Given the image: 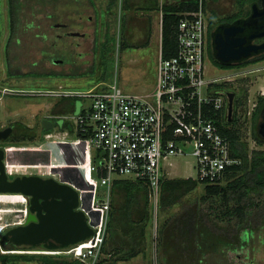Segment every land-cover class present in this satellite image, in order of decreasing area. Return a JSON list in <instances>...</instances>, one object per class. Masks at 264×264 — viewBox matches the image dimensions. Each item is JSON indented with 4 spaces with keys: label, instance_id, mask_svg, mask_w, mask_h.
Wrapping results in <instances>:
<instances>
[{
    "label": "rangeland",
    "instance_id": "1",
    "mask_svg": "<svg viewBox=\"0 0 264 264\" xmlns=\"http://www.w3.org/2000/svg\"><path fill=\"white\" fill-rule=\"evenodd\" d=\"M144 2L130 0L134 6ZM108 3L109 0H59L57 4L53 0H22L20 25L16 27L19 38L15 36L17 39L13 42L9 1L0 0V129L15 127L9 138L0 142L7 152L5 163L9 174L54 177L74 186L80 193V208L96 230L102 222L97 205L108 199V190L100 185L96 173L91 170L96 161L91 143L65 127L75 120L73 115L76 117L89 105V100L30 93L49 90L85 92L115 80L129 93H147L155 88L162 42V12L156 11L148 19V15L142 13L146 11L124 9L122 0H118L112 9H108ZM207 3L210 16L213 12L226 16L239 9L237 0H207ZM60 23L67 25L63 27ZM67 32L76 33L68 35ZM60 34L62 37H58ZM106 34L116 36L118 41L108 63L111 79L103 81L101 48L106 42ZM125 37L135 44L149 42L146 46L125 49L122 47ZM213 66L210 77L237 74L228 81L227 91L241 96L248 108L247 118L241 117L242 122L237 127L250 153L254 149H264V144H259L252 136L251 120V112L264 95V61L232 70ZM93 68L94 73H91ZM83 72L86 74H72ZM69 103H74V108H70ZM45 118L56 120V126L44 130L42 121ZM48 133L52 137H47ZM169 161L173 163L171 166L165 164L169 178H197L192 155L171 157ZM204 186L200 183L180 202L166 209L159 205L157 211L151 197L148 205L142 197L135 205L126 206L124 194H112L111 190L107 222L115 210L116 236L110 238L107 224L101 259L118 257V252H114L116 246L124 248L123 245L136 243L144 246V251L129 260L120 259L117 264H240L237 252L232 251L237 248V243L214 240L215 235L211 234V237L203 231L208 228L203 224L197 225L193 235L187 230V218L193 212L207 213L209 223L217 226H236V215L227 213L221 199H217L213 212L207 209L209 202L203 200ZM32 220L30 197L0 193V253L48 254L70 261L78 260L86 253L85 242L57 250L29 246L8 248L2 244L6 229ZM143 226L144 236L140 233ZM244 231L245 228L241 234ZM255 231L257 236L264 233V225ZM9 264L42 263L33 259Z\"/></svg>",
    "mask_w": 264,
    "mask_h": 264
},
{
    "label": "built area",
    "instance_id": "2",
    "mask_svg": "<svg viewBox=\"0 0 264 264\" xmlns=\"http://www.w3.org/2000/svg\"><path fill=\"white\" fill-rule=\"evenodd\" d=\"M198 1V8L185 13L179 22L178 53L165 58L161 42L156 86L151 92L129 93L115 80L85 92L30 93L89 100L87 107L76 117L73 115L72 124L77 137L88 140L93 147L96 161L91 170L108 190V199L97 205L102 215L99 230L91 225L95 235L83 241L86 253L81 251L78 260L84 264L101 260L114 180L146 183L157 211L162 182L170 175L165 172V164H173L171 157L192 155L196 179L203 184H222L233 167L241 164V159L233 155L230 139L222 132V127L231 124L228 91L221 83L237 74L209 76L215 65L209 56V14L206 0Z\"/></svg>",
    "mask_w": 264,
    "mask_h": 264
},
{
    "label": "trees",
    "instance_id": "3",
    "mask_svg": "<svg viewBox=\"0 0 264 264\" xmlns=\"http://www.w3.org/2000/svg\"><path fill=\"white\" fill-rule=\"evenodd\" d=\"M9 1V13L12 19L13 32H16V27L20 25V11L22 9V0H8ZM80 1V0H77ZM118 0H109L108 9H112L113 6L117 3ZM255 0H237L240 11L234 14H229L226 16H220L216 13H213L211 18V30L215 28L218 23L221 22H234L238 20L244 12L249 3ZM55 4L59 0H53ZM124 9L133 10V9H146L147 6L144 4H138L134 6L130 4V0H122ZM198 0H184L179 3H164L162 6L154 4L152 9H160L162 12V52L165 58H170L175 56L178 53V28L179 22L185 13L195 11L198 8ZM208 8L207 0L205 1V9ZM249 11V10H247ZM118 39L116 36L106 34V42L102 44L101 51L103 52V72L101 78L103 81L110 80L108 77V63L110 60V55L115 50L114 47L117 44ZM149 41H146L142 44L132 43L130 39H124L122 47L126 48H136L146 46ZM209 56L212 62L221 69H233L246 67L250 64L257 63L264 60V53L255 56L249 60H246L242 63L225 65L219 62L214 54L213 50L210 47ZM91 73H94V68ZM12 74V72H11ZM73 75H83V73H72ZM222 86L227 88L228 82L221 83ZM237 100L234 106V122L229 123L234 124L231 127H222V132L231 141L232 152L235 157L241 159V164L233 167V171L227 175V178L222 184H204L205 186V195L203 200L208 201L209 204L207 209H210L211 212L214 211L215 205L217 204V199H221L223 204L227 207V213L236 215L237 221L234 228L217 226V224L209 223V217L207 213H198L193 212L187 218L186 227L190 235H193L196 230L197 225L203 224L208 227L203 229V231L213 237L211 234L215 235L214 240L226 241L227 243H237L239 241V234L243 228L246 227H259L264 223V149H254L250 153L246 142L242 138L240 129L237 127L238 123H241V117L247 118L248 108L246 104L242 101L241 96H237ZM78 99L77 97H73ZM264 107V95L259 98L258 106L254 109L251 120L252 126L257 122V119L260 116V112ZM242 111V114H241ZM71 132H75L74 124L68 122L65 125ZM253 138L259 143L264 144V139L258 136L254 131ZM201 182L194 178H165L161 185V196L159 205L162 209L171 207L175 203L181 201V199L192 192L198 187ZM203 184V183H202ZM124 194L126 198V206L135 205L140 198L144 197L146 204L148 205L150 197V188L149 186L142 181H135L130 179H116L114 180L112 186V194L116 193ZM114 204V202H113ZM146 205V206H147ZM127 208V207H126ZM200 210V209H199ZM147 217H148V210ZM116 212L113 210L110 214L108 231L110 232V238H115L116 236V227L117 224L115 221ZM202 223L198 220L200 219ZM231 225V224H229ZM210 228V230H209ZM140 233L144 236L145 229L144 226L141 228ZM2 244L8 248H19L11 244L10 242L2 240ZM106 247V243H105ZM122 247H114L118 252V257H114L111 260L106 258L101 259L97 264H107L110 261L117 263L118 260H129L139 253L143 252L144 246L134 243L133 246L123 245ZM103 247V251H104ZM124 252L120 253L121 250ZM33 259H39L42 264H84L79 260H66L56 258L52 255H26V254H9V253H0V264H9L17 260H26L31 261Z\"/></svg>",
    "mask_w": 264,
    "mask_h": 264
},
{
    "label": "water",
    "instance_id": "4",
    "mask_svg": "<svg viewBox=\"0 0 264 264\" xmlns=\"http://www.w3.org/2000/svg\"><path fill=\"white\" fill-rule=\"evenodd\" d=\"M252 4V13L231 23L219 25L213 32L212 46L215 58L225 65L244 62L264 53V0ZM229 114L234 111L233 92H228ZM264 122V108L261 112ZM57 122L42 121L43 129L51 130ZM264 135V123L262 125ZM13 127L0 130V141L9 138ZM5 150L0 148V193H19L30 197L33 220L5 230L2 240L23 247L66 248L95 235L86 213L80 208V193L72 185L54 177L9 174ZM115 264V263H111Z\"/></svg>",
    "mask_w": 264,
    "mask_h": 264
},
{
    "label": "flooded vegetation",
    "instance_id": "5",
    "mask_svg": "<svg viewBox=\"0 0 264 264\" xmlns=\"http://www.w3.org/2000/svg\"><path fill=\"white\" fill-rule=\"evenodd\" d=\"M254 2H258L260 8L263 7V1L262 0H255V1L251 2V3H249V5L246 8V12H244L243 15H241V17H239L238 19H240V18H247V17L250 16V14L252 13V4ZM9 9L10 8L8 7V12H9ZM240 10H241V8L239 7L238 11H240ZM247 10H249V11H247ZM213 13H216V12H213ZM213 13H212L211 16L209 15V27H208V47H209V49L211 47L212 50H213V46H212V36H213L214 30L219 25L224 24V23H228V22L218 23L215 26V28H213L211 30V18L213 16ZM9 15H10V13H9ZM60 25L63 26V27H66L67 24L60 23ZM9 28H10V32H11L10 33L11 40L14 42L19 37L16 36V33L17 32H13L12 19H11L10 16H9ZM75 33L76 32H67L68 35H75ZM44 37H46V36H44ZM58 37H62V35L60 34V35H58ZM254 42L255 43L264 42V37L263 38H260V39H256ZM8 52H9V50H8ZM34 64H36V63H34ZM253 64H256V63H253ZM237 98H238L237 97V93H234V96H233L234 106H235V102H236ZM73 104L74 103H69L68 105H69L70 108H74L73 107L74 106ZM228 105H229V99H228ZM257 106H258V103L256 104V107ZM263 108H262V110H263ZM262 110H261V112H262ZM253 111L251 112V115H252ZM261 112H260L259 118L257 119L256 124L254 126H252V132L254 131L258 136H260L262 139H264V135L262 133V130H263L262 125H263L264 122H263V119L261 117ZM233 114H234V111H233L232 115H229V118H228L229 119V123H233L234 120H235ZM54 121H56V120H54ZM7 127H9V126H7ZM11 127H13V131H14L15 127L13 125H11ZM4 128H6V127H4ZM4 128H2V129H4ZM2 129H0V130H2ZM13 131H12V133H13ZM252 135H253V133H252ZM2 141L3 140H1L0 142H2ZM0 148L4 149L3 147H1V145H0ZM5 159H6V154H5L4 160ZM16 176H19V175L17 174ZM263 225H264V223L262 225H260L259 227H255V228L254 227H246L245 228V231H244V234H241V232H240V234H239V241L237 242V244H238L237 248L238 249L237 248H234L235 250H232V251H236L237 252L236 253V256L239 259L240 264H264V233H261L260 232V234L257 236L256 235V231H255L256 228H261V227H263ZM41 247H43V246H41ZM111 263H113V262L110 261L107 264H111ZM115 264H117V263H115Z\"/></svg>",
    "mask_w": 264,
    "mask_h": 264
},
{
    "label": "crops",
    "instance_id": "6",
    "mask_svg": "<svg viewBox=\"0 0 264 264\" xmlns=\"http://www.w3.org/2000/svg\"><path fill=\"white\" fill-rule=\"evenodd\" d=\"M181 1H184V0H145V2L143 4L146 5L147 8L146 9H141V10L142 11H146V12H142V13H146L148 15L147 18L149 19L150 16L153 15L154 12L161 11L160 9H152L151 10V8H152V6L154 4H158L159 6H162L164 3H179ZM6 154H7V152H6ZM8 168L9 167L6 166L7 172L9 173V169Z\"/></svg>",
    "mask_w": 264,
    "mask_h": 264
}]
</instances>
